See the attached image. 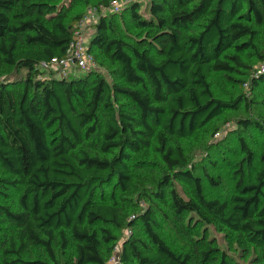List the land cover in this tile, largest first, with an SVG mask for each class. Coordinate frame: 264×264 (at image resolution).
<instances>
[{"label": "trees", "instance_id": "1", "mask_svg": "<svg viewBox=\"0 0 264 264\" xmlns=\"http://www.w3.org/2000/svg\"><path fill=\"white\" fill-rule=\"evenodd\" d=\"M65 1L0 0V169L12 178L3 184L21 189L16 211L0 205V225L3 218L17 228L6 253L20 261L28 248H42L59 264L56 249L73 252L65 264H107L118 246L115 232L142 228L146 240L123 241L116 264H234L200 231L211 227L264 263V155L246 180L255 158L240 141L246 154L240 178L231 198L221 201L206 198L203 180L176 143L243 102V96L217 98L211 77L241 86L235 73L251 70L244 56L264 61L258 42L264 0H149L145 8L132 0L121 14L101 16L88 49L98 67V58L116 66L113 84L95 71L43 78L41 65L67 54L88 8L113 0H72L69 7ZM124 15L145 31L138 48L116 37L110 16ZM248 77L252 87L264 83L263 75ZM95 139L99 152H90L87 143ZM153 143L165 169L145 209L132 213L114 195L105 202L107 188L134 195L129 162ZM178 182L188 186L189 199L181 197ZM159 216L174 222L186 246H168L155 231Z\"/></svg>", "mask_w": 264, "mask_h": 264}, {"label": "rangeland", "instance_id": "2", "mask_svg": "<svg viewBox=\"0 0 264 264\" xmlns=\"http://www.w3.org/2000/svg\"><path fill=\"white\" fill-rule=\"evenodd\" d=\"M122 1L124 6H127L132 0ZM71 2L72 0H66L64 4L66 7H69L72 4ZM147 2L149 0H140V3L143 4L142 8H145ZM83 10L85 8L81 12ZM110 19L115 29L116 37L122 39L128 45L138 48L140 42L146 35L145 31L138 28L126 15L121 17L110 16ZM95 28L96 24H90L85 27L81 25L77 26L76 32L81 33L84 39H86V46L89 45L90 40L94 36ZM260 41L264 43V38H259L258 42ZM244 58L247 66L251 67V70L248 72L246 69L239 68L238 72L235 73L234 77L236 79L244 81V84L241 86L226 83L218 77H211L212 89L217 98L234 100L237 96H243V102L237 109L224 110L222 116L215 119L193 138L189 140H176V143L181 146L189 160V168H195V175L203 180L207 199L227 201L235 192V187L240 178L239 171L242 168L241 161L246 155L240 146L241 140L244 141L246 147L255 158L254 167L250 170H245L246 180L254 177L261 163L262 155H264V83L259 84L257 88L252 87L250 77H248L251 73L264 76V61L259 62L258 57L254 54L244 56ZM98 60L99 67L95 71L96 76L105 79L110 84L115 83L117 81L115 78L116 66L103 61L102 58H98ZM50 73L54 74L52 71H46L45 77L43 78L52 76ZM69 74L73 77L86 75L76 69H73ZM56 76L60 78V76ZM1 80L2 77H0ZM123 104V101H116V106L118 107H121ZM247 120L252 121V125L248 128L245 125ZM242 121H244V125L241 124ZM100 143L101 141L99 139L91 140L87 143V150L90 152H99ZM172 144H175V140H172ZM155 146V143H153L152 148L142 150L139 154L133 155L129 162L130 168L136 176L137 185L134 187V195L125 196L119 192H114L112 188H107L103 191V200L105 202H111V196L114 195L120 207H128L132 213L141 212L145 209V205L149 200L148 197L154 191V183L165 169L158 153L155 151ZM9 179L11 180L12 178L4 174L0 169V205L16 211L18 207L17 200L21 189L3 184L2 181ZM212 179L215 182L214 185L210 184V180ZM176 188L183 199L187 200L190 198L189 188L185 183L178 182ZM153 201L158 204L157 200ZM262 205H264V193ZM159 208L169 218L170 215H168L169 211L167 207L159 204ZM1 219L0 264L11 263L12 261H16V264H55L52 261L50 253L42 248H28L21 255L20 261H17L16 254L6 253V251L10 250V246L15 243L13 238L17 228L7 220ZM159 221V226L155 228V231L164 239L170 248L179 250L182 248L181 246H186L181 243V236L173 221H169L167 225L161 216H159ZM200 231L207 232V238L210 241H214L217 247L227 253L234 264H264L263 262L259 263L256 254L253 252L246 257L243 252L238 250L235 242L226 236V233H221L211 227H203ZM129 232V229L115 232L118 238V246L114 254H112V257L115 259H118L123 241L133 236L140 237L144 241L146 240L142 233V228L132 230V235ZM18 249L19 244L17 243L14 250L17 251ZM104 252L105 249L103 248L102 253ZM53 255L59 264L73 262L74 254L72 251H69L65 255H60L54 249Z\"/></svg>", "mask_w": 264, "mask_h": 264}, {"label": "built area", "instance_id": "3", "mask_svg": "<svg viewBox=\"0 0 264 264\" xmlns=\"http://www.w3.org/2000/svg\"><path fill=\"white\" fill-rule=\"evenodd\" d=\"M124 9L125 6L122 0H113L107 7L88 8L80 25L85 27L90 24H96L101 16L107 14H121ZM85 41L86 39H84L81 33L76 32L67 54L62 58L55 57L51 59L50 62L42 64L41 68L45 71H57V75L62 78L68 77L73 69L83 73L96 71L98 69L97 61L89 52L88 46L85 45ZM129 234L131 233L129 232ZM116 263L117 259L112 257L108 264Z\"/></svg>", "mask_w": 264, "mask_h": 264}]
</instances>
